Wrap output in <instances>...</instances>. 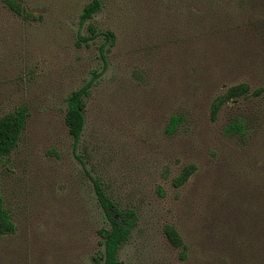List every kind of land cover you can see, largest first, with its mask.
Instances as JSON below:
<instances>
[{
    "label": "rangeland",
    "instance_id": "374dc122",
    "mask_svg": "<svg viewBox=\"0 0 264 264\" xmlns=\"http://www.w3.org/2000/svg\"><path fill=\"white\" fill-rule=\"evenodd\" d=\"M11 1L18 12L0 0V116H27L0 158L12 223L0 264H99L110 222L94 181L136 215L119 264H264V0H101L84 22L90 0ZM89 81L74 141L67 96ZM239 83L249 92L213 118Z\"/></svg>",
    "mask_w": 264,
    "mask_h": 264
},
{
    "label": "trees",
    "instance_id": "16d2710c",
    "mask_svg": "<svg viewBox=\"0 0 264 264\" xmlns=\"http://www.w3.org/2000/svg\"><path fill=\"white\" fill-rule=\"evenodd\" d=\"M12 8L17 12L18 7L11 0H7ZM101 7V0H90L82 9L80 19L82 22L91 18L92 15L97 12ZM92 31V35H95L96 30L93 25H88ZM106 37L111 39L113 33L111 31L106 32ZM103 52V48H101ZM92 82L89 81L82 87L71 91L67 96V108L65 111L64 122L68 128L69 134L73 137L74 141H77L83 129L84 117L83 111L86 105L85 97L88 96L90 86ZM264 90V89H263ZM262 89L258 90L260 93ZM249 92V86L247 83H239L228 87L223 93L217 95L212 102V117L217 115L220 107L227 101L236 97L246 95ZM27 113L25 108L20 107L14 111L8 112L0 116V158L9 154L17 145L20 134L24 128L25 119ZM177 123V117H172L168 125V132H173ZM229 132H241V124L231 123L228 126ZM194 171L193 165H186L182 168L179 174L173 179L175 186L182 185ZM95 191L102 206L106 218L110 222V226L101 227L98 229V233L103 240V250L98 254L100 259L99 264H119L118 262V250L121 244L126 241L129 231L133 226L136 215L132 209L121 210L117 204L112 201L101 188L98 181H94ZM12 228V223L5 210H3L0 202V233L5 232ZM164 232L169 242L175 247H182L183 243L180 235L175 228L169 224L164 225Z\"/></svg>",
    "mask_w": 264,
    "mask_h": 264
}]
</instances>
